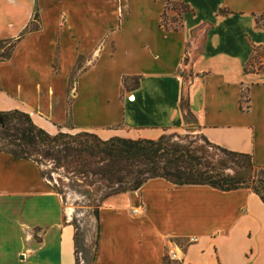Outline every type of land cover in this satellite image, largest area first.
I'll list each match as a JSON object with an SVG mask.
<instances>
[{"label": "crops", "instance_id": "obj_1", "mask_svg": "<svg viewBox=\"0 0 264 264\" xmlns=\"http://www.w3.org/2000/svg\"><path fill=\"white\" fill-rule=\"evenodd\" d=\"M165 12L181 14L177 30L161 26ZM2 22L0 41L16 44L0 60V111L103 138L155 140L192 122L264 167V69L245 71L264 47V0H0ZM98 217L92 264H264L253 190L154 178ZM75 233L40 166L0 151V264H76Z\"/></svg>", "mask_w": 264, "mask_h": 264}, {"label": "trees", "instance_id": "obj_2", "mask_svg": "<svg viewBox=\"0 0 264 264\" xmlns=\"http://www.w3.org/2000/svg\"><path fill=\"white\" fill-rule=\"evenodd\" d=\"M181 9L180 11L185 10L184 7ZM34 18H38V13ZM161 26L168 30H177L181 26V14L177 18L169 17L165 12ZM15 44L16 42L10 45L2 60L12 55ZM263 69L264 47H256L245 71L259 72ZM0 137L14 147L0 151L11 153L16 158L30 159L34 153H38L59 163L62 160L66 163H78L81 168L89 164V170L93 174L118 183H127L130 180L131 191L139 189L150 179L163 178L175 185H206L222 191L250 188L264 204V167L258 166L250 154L233 152L220 146L214 145L231 156L232 161L239 167L257 169L258 174L248 178L228 175L216 169L206 156L199 153L198 147L173 141V136L167 134L155 140L123 137L101 140L95 135H88L81 140L77 136L63 133L53 136L38 126L30 114L19 109L0 111ZM63 137L68 139L62 141ZM206 141L211 144L207 139ZM60 153L62 155H57ZM96 165V169L92 167ZM42 175L44 176L43 172ZM76 264H79L78 257Z\"/></svg>", "mask_w": 264, "mask_h": 264}, {"label": "rangeland", "instance_id": "obj_3", "mask_svg": "<svg viewBox=\"0 0 264 264\" xmlns=\"http://www.w3.org/2000/svg\"><path fill=\"white\" fill-rule=\"evenodd\" d=\"M6 25V22H2L0 26V34L3 38H6L5 35L9 32ZM36 26V22L31 24L32 29ZM14 42L5 40L0 43V60L6 55L10 45ZM59 133L77 136L81 140L86 139L88 135H95L101 140L120 137L103 138L93 129L74 128L71 122L61 126L58 131L51 133V135L55 136ZM164 134L172 135L173 141L198 147L199 153L206 156L215 165L216 169L228 175L248 178L250 176L254 177L259 172L257 169L250 170L239 167L232 161L231 156L213 144L207 143L206 138L192 122L187 123L182 128H171ZM67 139L68 137L61 138L62 141ZM90 139L95 138L90 137ZM13 148L7 140L0 137V149ZM57 155L60 156L62 153ZM30 159L40 166L49 187L62 198L65 219L69 220L76 228L75 240L79 264H92L99 237V208L108 204L109 199L113 196L130 192L132 182L128 180L127 183H118L95 173L93 174L89 170V164L81 168L78 163H66L64 160L59 163L53 158L38 153H34ZM92 167L96 169L97 165ZM243 189L252 190L250 188ZM189 241H185V243L179 241V244L184 246ZM170 249H175L174 245L170 244L166 251L168 262L171 261L168 257Z\"/></svg>", "mask_w": 264, "mask_h": 264}, {"label": "built area", "instance_id": "obj_4", "mask_svg": "<svg viewBox=\"0 0 264 264\" xmlns=\"http://www.w3.org/2000/svg\"><path fill=\"white\" fill-rule=\"evenodd\" d=\"M168 10L171 9V6L169 5ZM174 245L175 249H170L169 252H168V257L170 258V260H174V261H179L181 260V250L180 248L177 247L176 244H173Z\"/></svg>", "mask_w": 264, "mask_h": 264}]
</instances>
